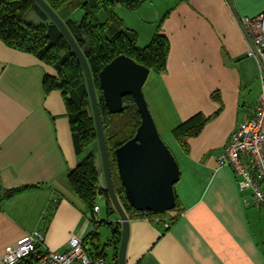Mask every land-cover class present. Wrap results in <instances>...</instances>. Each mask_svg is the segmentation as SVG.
<instances>
[{
	"label": "crops",
	"instance_id": "crops-1",
	"mask_svg": "<svg viewBox=\"0 0 264 264\" xmlns=\"http://www.w3.org/2000/svg\"><path fill=\"white\" fill-rule=\"evenodd\" d=\"M115 7L136 31L138 46L158 25L169 42L165 69L150 70L142 91L179 167L174 189L181 209L172 221L176 211L129 218L126 264H264V210L216 158L237 123L251 116L261 90L239 18L264 11V0H146L137 10L126 9L127 15ZM47 73L48 64L0 39V187L20 188L0 206V264L5 247L36 228L43 231L44 248L64 249L77 236L114 264L118 215L107 211L100 194L95 226L73 193L68 172L81 156L64 96L44 91ZM195 114L205 121L197 135L185 137V152L174 129ZM99 180L105 185L102 173ZM98 202L106 219H99ZM101 224L110 231L106 242Z\"/></svg>",
	"mask_w": 264,
	"mask_h": 264
},
{
	"label": "trees",
	"instance_id": "trees-1",
	"mask_svg": "<svg viewBox=\"0 0 264 264\" xmlns=\"http://www.w3.org/2000/svg\"><path fill=\"white\" fill-rule=\"evenodd\" d=\"M45 1L64 20L89 63L105 132L115 191L128 218L143 214L161 217L166 216L170 211H176L174 216L167 217L170 221L174 220L181 212L176 196L175 206L170 211H137L128 203L117 174L114 149L134 135L140 123V115L131 95L123 97L124 110L122 112L109 113L98 79L100 69L119 54H124L155 72L165 69L169 42L161 31L160 25L150 41L140 47L137 45L136 31L128 28L114 9L116 4H120L128 11H134L146 0ZM33 6L41 10L34 0H0V39L9 47L31 52L55 69V74L44 75V91L57 89L64 96L75 152L76 155L81 156L76 166L68 172V181L73 193L84 203L96 226L97 222L93 219L92 210L98 195L104 196L107 211L112 213L116 211L106 188L100 184L99 180L101 170L97 165V135L83 71L64 36L52 21L44 25L24 19V13ZM78 8L84 11L79 21H74L72 18L64 19V16L60 15V12L73 13ZM101 11L105 13L103 20L98 17ZM115 121L119 122L116 128L113 127ZM204 121L198 117V114H195L174 129L183 151H188L185 137L197 135ZM19 190L20 188L2 189L0 187V206ZM119 224L121 225L120 222ZM116 231L120 237L119 226ZM97 254L104 257L102 250H98ZM114 264H118L117 256Z\"/></svg>",
	"mask_w": 264,
	"mask_h": 264
},
{
	"label": "water",
	"instance_id": "water-1",
	"mask_svg": "<svg viewBox=\"0 0 264 264\" xmlns=\"http://www.w3.org/2000/svg\"><path fill=\"white\" fill-rule=\"evenodd\" d=\"M34 1L57 26L81 65L97 135L105 188L121 223L117 262L126 264L129 218L115 191L105 132L89 63L58 13L45 0ZM149 71L148 67L124 54H119L100 69L98 79L109 113L122 112L123 97L131 95L140 115V123L134 135L114 149L117 174L128 203L137 211H170L176 202L174 184L179 179V167L171 150L160 137L143 95L142 86Z\"/></svg>",
	"mask_w": 264,
	"mask_h": 264
},
{
	"label": "built area",
	"instance_id": "built-area-1",
	"mask_svg": "<svg viewBox=\"0 0 264 264\" xmlns=\"http://www.w3.org/2000/svg\"><path fill=\"white\" fill-rule=\"evenodd\" d=\"M239 23L248 40L246 56L258 65L261 90L251 116L237 123L227 143L217 155L219 165L232 169L240 189H249L252 200L264 210V11L253 16H241ZM99 206H93V218ZM44 234L36 228L7 245L2 264H18L33 259L34 264H108L106 259L86 248L82 238L70 236L61 250L43 247ZM42 247V248H41Z\"/></svg>",
	"mask_w": 264,
	"mask_h": 264
},
{
	"label": "rangeland",
	"instance_id": "rangeland-1",
	"mask_svg": "<svg viewBox=\"0 0 264 264\" xmlns=\"http://www.w3.org/2000/svg\"><path fill=\"white\" fill-rule=\"evenodd\" d=\"M115 8L117 9V11L120 12V15H125V13L127 15L128 11L124 7H122L121 5L116 4ZM41 10H39L37 7H34V6L29 8L24 13V19L26 21H31V22H35V23H41V24H44V25L49 24L51 22L50 18L45 14V12L43 10H42L43 12ZM83 13H84L83 9L78 8L73 13L60 12V15L61 16L63 15L64 19L72 18L74 21H79L81 19V17L83 16ZM98 17H99L100 20H103L105 18V13L103 11L99 12ZM123 17H125V16H123ZM49 66L51 68V73H49V74H55V69L51 65H49ZM118 125H119L118 121H115L113 123V127L114 128H116ZM171 152H172V150H171ZM172 154H173V152H172ZM97 165H98V167H99V169L101 170V173H102V166H101V161H100V157H99V152H98ZM103 186H105V185H103ZM98 203H100L101 207H102L101 208L102 210L99 213V219H106L105 211H104V203H101V202H98ZM98 229H99V232H100L99 234H100L101 242H106L107 241L106 239L110 236L109 228L106 225L101 224L98 227ZM106 262L109 264L110 260H106Z\"/></svg>",
	"mask_w": 264,
	"mask_h": 264
}]
</instances>
